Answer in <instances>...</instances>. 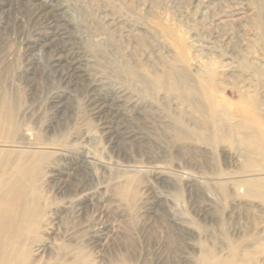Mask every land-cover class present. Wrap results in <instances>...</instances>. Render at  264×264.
I'll return each instance as SVG.
<instances>
[{"label": "rangeland", "instance_id": "rangeland-1", "mask_svg": "<svg viewBox=\"0 0 264 264\" xmlns=\"http://www.w3.org/2000/svg\"><path fill=\"white\" fill-rule=\"evenodd\" d=\"M0 143V264H264V0H0Z\"/></svg>", "mask_w": 264, "mask_h": 264}, {"label": "bare ground", "instance_id": "bare-ground-1", "mask_svg": "<svg viewBox=\"0 0 264 264\" xmlns=\"http://www.w3.org/2000/svg\"><path fill=\"white\" fill-rule=\"evenodd\" d=\"M41 15V14H40ZM53 15V14H52ZM48 23V22H47ZM51 25V24H50ZM60 32V31H59ZM60 34V33H59ZM58 34V35H59ZM60 55V54H59ZM56 58V57H55ZM61 58V57H60ZM59 59V58H58ZM80 62L81 60L80 59H77L75 57H72V56H68L66 59H63L62 61L61 60H55L53 62V66L54 68L56 69H61L62 68V75L67 78H72L74 76H76L77 72H78V68H80ZM52 66V67H53ZM95 82V81H94ZM70 84V83H69ZM119 99V98H118ZM98 108L100 109V107L98 106L96 110H98ZM58 109L61 110V106H58ZM108 130V129H107ZM110 133V135L112 136V142L116 140V137H114V134L112 133L111 134V131H108ZM128 133V132H126ZM25 135H28L29 134V131L26 129L25 132H24ZM110 136V137H111ZM111 139V138H110ZM117 142V141H116ZM13 145V144H12ZM6 146H11L10 145H7V144H3V143H0V150H5L6 149ZM87 149V148H86ZM83 150V151H82ZM81 151H79L77 154H76V157L72 160V163H70V168L67 167L66 170H69V169H75V168H82V167H85L86 165H88V163L90 164H93V167L96 165V164H99L101 161H97V160H94V159H91V156L87 155V153L85 152V149H82ZM59 155L61 158H66L68 156V154L66 153V151H60L59 152ZM100 160V159H99ZM107 165V164H106ZM108 166V165H107ZM155 170L157 172H162L164 170V167L162 165H155L154 166ZM67 174L68 171L66 172ZM47 176H50V175H47ZM49 178V177H48ZM51 178V177H50ZM47 180V179H46ZM45 182V181H44ZM69 184L68 183H63V184H60L58 186V189L60 191H66V192H69L70 189H69ZM89 194L92 196L93 194V190H90L88 191ZM10 197L8 198H5V197H1L0 198V203H11L13 201L15 202H19L20 201H23L24 198H14L12 197V199H9ZM21 204V203H20ZM12 212V213H11ZM9 213V214H8ZM14 212L12 210H7V213H1L0 212V232H1V225L2 223H4L6 220H10L13 218V216H10V214H13Z\"/></svg>", "mask_w": 264, "mask_h": 264}]
</instances>
